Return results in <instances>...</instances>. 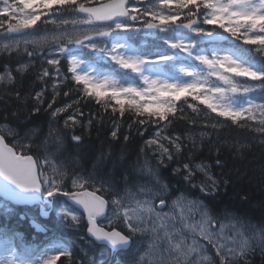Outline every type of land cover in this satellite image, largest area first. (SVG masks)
<instances>
[{
	"label": "snow or ice",
	"instance_id": "6c2138e0",
	"mask_svg": "<svg viewBox=\"0 0 264 264\" xmlns=\"http://www.w3.org/2000/svg\"><path fill=\"white\" fill-rule=\"evenodd\" d=\"M42 17L60 31L33 30ZM0 30V214L37 205L115 264H255L257 255L264 264V218L213 202L231 183L208 131L219 122L204 120L199 141L178 123H201L186 114L198 101L264 145V103L255 102L264 101V0H0ZM25 110L31 119L21 123ZM41 119L43 138L27 127ZM109 123L110 150L90 166L52 163L47 139L57 152L78 149ZM135 137V162L111 151ZM29 223L44 240L0 227V264H108L83 247L78 262L73 241Z\"/></svg>",
	"mask_w": 264,
	"mask_h": 264
},
{
	"label": "trees",
	"instance_id": "16d2710c",
	"mask_svg": "<svg viewBox=\"0 0 264 264\" xmlns=\"http://www.w3.org/2000/svg\"><path fill=\"white\" fill-rule=\"evenodd\" d=\"M43 19L45 18L42 17L39 25L43 24ZM37 27L39 28V26ZM4 55H6V53H0V57ZM111 71L116 74V72H113L112 68ZM116 71L119 72V70ZM237 79L243 80L242 77ZM28 83H31V81ZM35 87L36 90H39V82L36 83ZM47 90L51 92V87L49 86ZM75 95L78 96L79 93H75ZM71 98V96L61 97L60 102L62 103L64 100H70ZM256 101L258 103H264V101L259 99ZM178 103H183V101ZM191 103L198 109V111L193 113L191 109H187L186 114L189 118H195L201 123L198 125H191L186 124L185 121H178L180 130H183L186 127L196 129L193 133H191V135H193L194 139L199 141L200 137L198 129L202 127V122L204 120L209 117H213L220 125L216 130L209 128L208 131L213 133V140L216 143L222 144L221 158L226 162V167L223 169V172L230 177L231 183L227 190L221 189V191L216 195L213 201L214 204L222 211L225 208L231 209L241 216L252 218L254 222L264 218V145L261 144L256 133L240 128L239 122L233 123L231 120L224 117H216L215 113H211L209 109H207L204 105L199 104L198 101H191ZM92 107L93 111H95L98 106L93 104ZM85 112L87 113V109H85ZM27 119H31L28 112L26 110L22 111L19 122L26 123ZM249 123L252 122L249 121ZM27 127L42 128V133H37L36 135L41 136V138L47 136L48 125L44 119L28 124ZM111 127L112 125L109 123L101 129L99 133L93 130L90 138L85 135V143L78 149L71 147V144L69 143L65 145L64 150L57 152L55 141L53 139H47L46 144L48 151L54 153L51 158L52 163L57 166L63 165L65 168H70L73 165L80 163L85 166H90L92 159L96 155H98L101 151L108 152L110 150L108 133ZM141 145L142 141L140 138L135 137V139L128 145L116 144L111 151L115 155H119L121 151H126L131 160L135 162L136 154L139 150V146ZM233 146H236L239 150H230L233 149ZM201 147L203 148V155L208 157L207 138H204V144L201 145ZM41 151H43V149H41ZM149 155L151 154L149 153ZM214 156L215 154L213 153V155L209 157V160H213ZM198 160L199 156L197 158V162ZM142 161L143 158L141 159V162ZM215 171L218 175L220 174V170ZM172 179L174 184L180 183L178 178L173 177ZM245 195L247 199L242 198ZM20 215V210H17L11 216L0 214V227L15 230L20 233L26 243L31 244L33 242V238L39 235L31 227L29 220L20 219ZM53 218L54 217L51 216V218L45 222V224H47L50 228L55 226ZM70 235L72 236L71 233ZM76 239L79 240L80 246L78 247L74 243L73 248L78 262L83 256L80 252L81 247L87 249L90 253L94 251V259L98 262H109L110 254L107 250L102 248H96L93 250L92 247L85 242V240ZM254 260L255 264H259V255L255 256Z\"/></svg>",
	"mask_w": 264,
	"mask_h": 264
},
{
	"label": "rangeland",
	"instance_id": "374dc122",
	"mask_svg": "<svg viewBox=\"0 0 264 264\" xmlns=\"http://www.w3.org/2000/svg\"><path fill=\"white\" fill-rule=\"evenodd\" d=\"M92 69L91 68H89L88 69V71H91ZM32 210H35V207H32L31 208ZM0 211H2V210H0ZM28 212H25V214H27ZM28 215V214H27ZM199 217L198 216H196V217H194V219H198ZM53 234V233H52ZM58 234V233H57ZM189 243H191V240L189 239V241H188ZM162 247H164V245H162ZM4 255V252H3V249L2 248H0V256H3ZM198 257L194 254L192 257H190V259L191 260H193V261H195L196 259H197ZM112 264H115V261L112 263Z\"/></svg>",
	"mask_w": 264,
	"mask_h": 264
}]
</instances>
